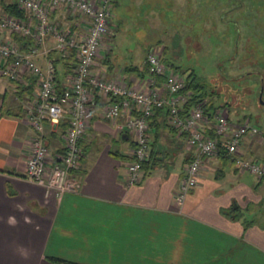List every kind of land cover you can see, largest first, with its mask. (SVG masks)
<instances>
[{"label": "crops", "instance_id": "crops-1", "mask_svg": "<svg viewBox=\"0 0 264 264\" xmlns=\"http://www.w3.org/2000/svg\"><path fill=\"white\" fill-rule=\"evenodd\" d=\"M10 2L0 0V16ZM49 18L76 34L87 28L83 16L66 7L54 8ZM109 25L110 16L91 72L147 89L144 59L150 48L138 63L117 64L107 42L112 36ZM0 39L15 42L21 50L30 42L5 31H0ZM160 47L164 51V45ZM34 61L42 68L47 62L53 65L57 93L68 85L74 56L56 51L50 35ZM3 64L0 58V67ZM155 80L160 86L161 78ZM34 86L33 76L25 71L17 80L0 75V264H264L263 198L258 191L264 178L239 172L220 156L205 158L196 185L176 204L173 192L190 151L185 134L178 135L166 124L165 108L147 119L150 154L140 165L137 183L129 185L126 180L134 136L123 126L125 114L104 118L101 111L108 100L97 93L89 101L88 126L79 139V168L72 172L79 177L77 189L57 193L28 180L24 162L34 133L27 119L35 105ZM244 117L230 120L240 122ZM41 124L42 141L56 158L66 116ZM203 130L213 135L209 121ZM248 140L263 160L264 137ZM240 151L252 154L251 149ZM233 203L239 214L229 219L222 211ZM243 221L250 224L245 227Z\"/></svg>", "mask_w": 264, "mask_h": 264}, {"label": "built area", "instance_id": "built-area-1", "mask_svg": "<svg viewBox=\"0 0 264 264\" xmlns=\"http://www.w3.org/2000/svg\"><path fill=\"white\" fill-rule=\"evenodd\" d=\"M25 17L3 14L0 16V31L28 37L26 50L10 40L0 39V58L4 64L0 75L20 79L23 71L34 78L35 105L27 116L34 133L30 138L29 150L25 158V177L57 193L75 191L79 186L77 171L82 150L79 139L84 134L89 120V101L93 93L108 100L101 115L113 120L122 111L125 114L123 126L132 131L134 146L129 150L127 162V184L140 179V164L149 158L148 117L154 108L166 109V124L178 134H185V145L189 158L184 165V173L178 187L173 192V200L180 204L185 194L197 183L202 160L215 157L219 149L229 155L235 169L248 172L257 178L264 177V162L246 158L240 145L246 134L254 135L257 130L248 119L231 122L225 106H217L207 119L201 104L192 105L186 112L183 106L187 93L181 92L183 78L161 60V49L154 45L145 55L144 63L149 75L147 89L128 86L122 79H108L91 72V66L108 32L110 0H15ZM56 7H66L72 13L83 16L87 23L83 34H76L60 27L49 18ZM50 35L53 48L61 55L73 52L74 66L68 85L57 93L53 81L54 67L47 62L42 68L34 57L44 38ZM161 78L160 86L156 85ZM65 115L67 126L63 132L61 152L56 158L49 153L42 141V120L56 123ZM211 123L213 135L206 134L203 126ZM120 128V125L118 126ZM264 136V135H263Z\"/></svg>", "mask_w": 264, "mask_h": 264}, {"label": "rangeland", "instance_id": "rangeland-1", "mask_svg": "<svg viewBox=\"0 0 264 264\" xmlns=\"http://www.w3.org/2000/svg\"><path fill=\"white\" fill-rule=\"evenodd\" d=\"M109 10L114 62L138 63L163 44L164 60L180 77H194L229 118L247 115L257 132L240 148L261 161L248 139L264 137V0H113ZM258 191L264 213V180Z\"/></svg>", "mask_w": 264, "mask_h": 264}, {"label": "trees", "instance_id": "trees-1", "mask_svg": "<svg viewBox=\"0 0 264 264\" xmlns=\"http://www.w3.org/2000/svg\"><path fill=\"white\" fill-rule=\"evenodd\" d=\"M5 7L6 8H5L4 11H5L6 14L13 15V16H18L20 18H24L25 17L24 11L17 7L15 0H11V2L9 4H7ZM161 52H162L161 60L163 62H165V64L167 66H170L171 65L170 62L165 61L164 58H163V51H161ZM69 55L72 56L73 52L69 53ZM144 66H145V69H146V64L145 63H144ZM173 70H176V67H174ZM181 92L187 93V100H186V103L183 106V108H184L182 110L183 112H186L194 104H201L205 117L207 119H209L210 115H211V112L214 110L215 107L218 106V105H215L213 103L212 98H211L212 97L211 94L207 93V91L205 90V88L203 86H201L200 84H197L195 82L194 77H189L188 75L183 77V88H182ZM221 106H225V104H221ZM160 109L161 108H154L152 114H154L155 110H160ZM244 119H248V117H246V115H245ZM113 154L116 155V153H113ZM217 156H220L222 158L230 160L229 155L226 154L221 149H219V151L217 153ZM261 161L264 162V158ZM146 162H147V160L141 162L140 165L143 166V165L146 164ZM262 178H264V177H261L259 179H262ZM238 212H239V208H238V206L235 203L230 205L229 208L224 209L222 211V213L227 214L229 219H236L238 214H239ZM249 224H250V221H243V225L245 227L247 225H249Z\"/></svg>", "mask_w": 264, "mask_h": 264}]
</instances>
